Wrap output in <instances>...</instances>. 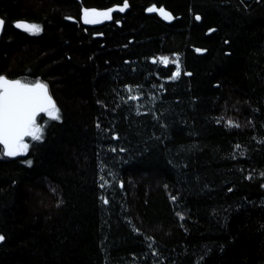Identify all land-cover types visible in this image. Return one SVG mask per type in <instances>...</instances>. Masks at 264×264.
Wrapping results in <instances>:
<instances>
[{
  "label": "trees",
  "instance_id": "1",
  "mask_svg": "<svg viewBox=\"0 0 264 264\" xmlns=\"http://www.w3.org/2000/svg\"><path fill=\"white\" fill-rule=\"evenodd\" d=\"M127 2L0 0V76L61 114L0 154V264H264V0Z\"/></svg>",
  "mask_w": 264,
  "mask_h": 264
},
{
  "label": "snow or ice",
  "instance_id": "2",
  "mask_svg": "<svg viewBox=\"0 0 264 264\" xmlns=\"http://www.w3.org/2000/svg\"><path fill=\"white\" fill-rule=\"evenodd\" d=\"M128 7L127 0H123V6L118 9H108L106 11H97L95 9H85L83 12V22L86 24L99 23L101 19H111V14L115 10L123 12ZM148 12H158L164 19L170 20L171 14L163 7L157 9L155 6L147 9ZM200 19L199 16L196 17ZM4 23L0 20V26ZM31 34H38L42 29L39 25L26 22H17L15 25ZM211 31H214L211 30ZM199 51V50H198ZM159 62L167 65L175 63L176 71L172 73L171 79H177L181 74L179 61H170L168 57L158 58ZM154 63L157 60H153ZM190 75V73H187ZM132 91L131 88L128 89ZM132 100L139 99V96H130ZM46 114L48 120H61L60 109L57 107L52 96L49 94L47 84L36 80L34 82H22L21 80H10L4 76H0V154L7 157H15L26 154L29 149V143L25 141L26 137H30L32 141H42L44 138V124L37 122V117ZM99 127V125H97ZM227 127H240L238 123L231 120L227 122ZM264 143V141H262ZM240 146L237 145V148ZM114 150V149H113ZM31 165V161H27ZM264 175V173H262ZM103 180V177H101ZM107 183L106 181L104 182ZM104 187V184H101ZM175 200V197H172ZM105 204L108 200L103 199ZM183 220V215L179 214ZM4 240V236L0 235V241Z\"/></svg>",
  "mask_w": 264,
  "mask_h": 264
},
{
  "label": "water",
  "instance_id": "3",
  "mask_svg": "<svg viewBox=\"0 0 264 264\" xmlns=\"http://www.w3.org/2000/svg\"><path fill=\"white\" fill-rule=\"evenodd\" d=\"M119 7H121V6H117V7H114L113 9H118ZM165 9V8H164ZM95 10H97V11H106V10H108V9H95ZM166 10V9H165ZM117 11H119V10H115V11H113L112 12V14H111V19H101V21L99 22V23H95V24H86V23H84V24H86V25H89V26H92V25H103V24H107V22H110L111 20H112V18H113V13H116ZM167 11V10H166ZM168 12V11H167ZM168 13H170V12H168ZM171 14V13H170ZM160 15V14H159ZM161 16V15H160ZM171 17H172V14H171ZM163 18V17H162ZM164 19V18H163ZM0 20H3L4 21V23H3V25L2 26H0V36L3 34V32H4V25H5V20L4 19H2L1 17H0ZM164 20H166V21H168V22H170L171 20H172V18L170 19V20H168V19H164ZM82 21H83V14H82ZM18 22H26V23H29L28 21H26V20H23V19H20ZM17 24V23H16ZM15 24V25H16ZM31 24V23H30ZM17 28V27H16ZM17 29H20V28H17ZM22 30V29H21ZM7 78V77H6ZM7 79H9V78H7ZM10 80H16V79H11L10 78ZM46 84V83H45ZM48 91H49V89H48ZM49 94L52 96V94L49 92ZM53 98V97H52ZM53 100H54V98H53Z\"/></svg>",
  "mask_w": 264,
  "mask_h": 264
},
{
  "label": "rangeland",
  "instance_id": "4",
  "mask_svg": "<svg viewBox=\"0 0 264 264\" xmlns=\"http://www.w3.org/2000/svg\"><path fill=\"white\" fill-rule=\"evenodd\" d=\"M29 2L32 3V1H29ZM30 3H29V4H30Z\"/></svg>",
  "mask_w": 264,
  "mask_h": 264
},
{
  "label": "flooded vegetation",
  "instance_id": "5",
  "mask_svg": "<svg viewBox=\"0 0 264 264\" xmlns=\"http://www.w3.org/2000/svg\"><path fill=\"white\" fill-rule=\"evenodd\" d=\"M17 22H18V21H17ZM17 22H16V23H17ZM16 23H15V24H16ZM4 26H5V25H4Z\"/></svg>",
  "mask_w": 264,
  "mask_h": 264
}]
</instances>
